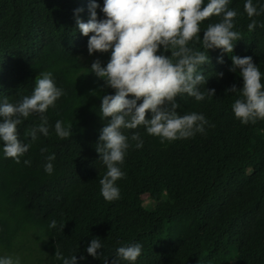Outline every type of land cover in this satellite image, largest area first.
Masks as SVG:
<instances>
[{
    "label": "trees",
    "instance_id": "trees-1",
    "mask_svg": "<svg viewBox=\"0 0 264 264\" xmlns=\"http://www.w3.org/2000/svg\"><path fill=\"white\" fill-rule=\"evenodd\" d=\"M245 2L229 4L238 13L234 30L242 35L233 53L209 49L211 62L198 69L208 79L200 90L215 89V96L199 102L187 94L176 98L179 114L202 113L214 127L164 143L143 126L122 129L131 147L120 166L125 176L116 182L120 198L109 202L100 192L107 169L95 145L108 122L100 115L101 98L114 90L89 71L96 59L106 66L111 51L88 53L89 37L81 34L75 16L89 19V0H0V102L30 96L43 71L52 72L65 92L45 113L49 135L38 134L20 163L4 157L0 141L2 256L19 257L21 264H63L54 257L57 248L65 257L76 255L78 264H110L118 247L139 243L142 253L134 264H264V120L241 123L232 111L239 95L225 91L243 86L238 72L229 71L231 55L252 56L264 74V14L249 18ZM97 3L98 18H104V0ZM219 19L201 23V38ZM252 19L257 27L249 31ZM189 46L206 51L202 44ZM221 55L224 63L217 62ZM57 120L73 124L71 137L56 135ZM40 123L39 114L23 118L21 139ZM134 132L143 140L141 148L131 140ZM52 153L49 175L44 167ZM53 219L57 227L50 229ZM92 239L101 241L100 257L86 251Z\"/></svg>",
    "mask_w": 264,
    "mask_h": 264
},
{
    "label": "clouds",
    "instance_id": "clouds-1",
    "mask_svg": "<svg viewBox=\"0 0 264 264\" xmlns=\"http://www.w3.org/2000/svg\"><path fill=\"white\" fill-rule=\"evenodd\" d=\"M230 0H104L101 8L104 18H98L97 0H89V19L85 22L75 16L76 25L84 36H88L89 55L96 52L111 51L106 66L96 59L90 71L104 81L103 87H110L114 94L102 96L100 115L108 122L100 130L95 145L99 159L106 166V173L100 179L101 195L112 202L120 198V189L116 182L125 176L121 165L124 164L127 151L131 147L129 137L122 129H136L143 126L149 135L156 136L161 143L205 134L206 126L214 127L202 113L179 114L177 97L187 94L196 101L205 100L206 95L215 96V89L200 90L207 84L205 75L199 72L201 65L210 63L209 49H220L221 53H233L235 42L242 39L239 31L234 30L238 13L229 8ZM83 11L75 9V13ZM244 11L249 18L264 14V4H254L246 0ZM213 16L219 17L216 23L208 24L201 38V23ZM264 27V24L260 25ZM257 21L252 19L249 31H254ZM91 34V35H90ZM190 44H202L200 51ZM170 51V55L161 52ZM230 72L243 78V86L233 84L226 92L238 93L232 104V111L243 124L264 120V83L258 65L252 56L231 55ZM218 63H224L223 55L217 57ZM87 74V73H86ZM223 73H218L222 78ZM65 95L62 88L56 86L52 72H40L35 78V86L30 96L19 103H10L7 98L0 102V141H3V155L16 163L32 147L39 136L49 135L48 120L45 113L55 107L56 101ZM131 96V98H129ZM138 101H140L138 103ZM150 115V118L148 114ZM39 114L41 123L23 133L19 125L23 118ZM73 124L57 120L54 125L56 135L67 139L73 135ZM30 138V139H29ZM135 147L141 148L143 140L138 132L131 135ZM41 153L47 151L40 149ZM55 153L46 157L44 170L51 175L54 172ZM25 165L31 161L25 159ZM65 224H61L63 229ZM57 227V221L51 220L49 228ZM99 239H92L87 253L93 258L102 254ZM142 253L139 243L120 246L110 264L121 261L134 262ZM55 259L63 264H78L76 255L65 257L57 248ZM81 256L79 259L83 260ZM0 264H21L19 257L0 256ZM104 264H109L105 260Z\"/></svg>",
    "mask_w": 264,
    "mask_h": 264
},
{
    "label": "rangeland",
    "instance_id": "rangeland-1",
    "mask_svg": "<svg viewBox=\"0 0 264 264\" xmlns=\"http://www.w3.org/2000/svg\"><path fill=\"white\" fill-rule=\"evenodd\" d=\"M142 198L144 199L145 202L148 201V199H147V195H143ZM1 254H2V253L0 252V256H2Z\"/></svg>",
    "mask_w": 264,
    "mask_h": 264
}]
</instances>
